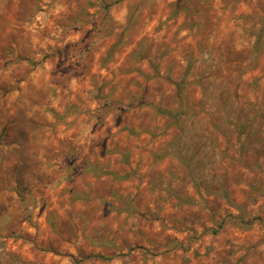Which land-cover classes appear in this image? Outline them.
I'll list each match as a JSON object with an SVG mask.
<instances>
[{"label":"rangeland","instance_id":"obj_1","mask_svg":"<svg viewBox=\"0 0 264 264\" xmlns=\"http://www.w3.org/2000/svg\"><path fill=\"white\" fill-rule=\"evenodd\" d=\"M263 25L264 0H0V245L45 211L106 248L72 264H254Z\"/></svg>","mask_w":264,"mask_h":264},{"label":"crops","instance_id":"obj_2","mask_svg":"<svg viewBox=\"0 0 264 264\" xmlns=\"http://www.w3.org/2000/svg\"><path fill=\"white\" fill-rule=\"evenodd\" d=\"M133 158L129 157L125 158V163L127 166L132 164ZM141 162L138 164L139 167L146 168L147 162L145 159H138ZM131 161V162H130ZM157 162V161H156ZM65 171V170H64ZM112 172V171H111ZM37 208V206H36ZM47 213V212H46ZM34 215L36 213H33ZM48 217V219H47ZM46 217L45 211L41 216H37L38 223L35 226H32L27 221L24 222L23 230L27 232V234L32 235V240H23V239H13L8 237V243L0 245L1 248L4 249L5 254H9V256L20 255L24 259H31L39 264H72V260L70 259L73 255H84V252L87 253H98L101 250H105L99 245V238L95 235L92 238H87V243H83L85 241L84 237H80L77 239H73L76 241L73 242L64 241L63 245L61 241H63L64 236H61L58 231V227L55 226L56 223L50 221L49 216ZM36 220V219H35ZM39 224V227H38ZM23 231V232H24ZM108 238V237H107ZM115 238V233L109 236V240H113ZM244 239H240L239 242H242ZM39 247H43L47 245L49 247L53 246L51 250L42 251ZM81 243L82 246L79 245ZM61 244V245H60ZM253 251L256 252L254 257V264H264V230H258V233L254 235L252 238ZM30 250H27V248ZM83 248V249H81ZM108 248V247H107ZM109 249V248H108ZM85 250V251H84ZM103 252V251H102ZM114 253V251H113ZM46 254V255H44ZM6 255V256H7ZM199 258H194V262H197ZM206 263L214 264L213 254L210 256L208 260H205ZM32 263V262H31Z\"/></svg>","mask_w":264,"mask_h":264},{"label":"trees","instance_id":"obj_3","mask_svg":"<svg viewBox=\"0 0 264 264\" xmlns=\"http://www.w3.org/2000/svg\"><path fill=\"white\" fill-rule=\"evenodd\" d=\"M264 36V25H263V28L262 30L260 31H257V39L255 41V49H257V51L260 50V47H261V43H260V40H261V37ZM177 94L179 95L180 99H181V92L177 90ZM163 111H167L166 109H161ZM166 153H164L163 155H165ZM178 157H181L180 155H178ZM15 258H11L9 257V261L7 264H23L19 259H15Z\"/></svg>","mask_w":264,"mask_h":264}]
</instances>
